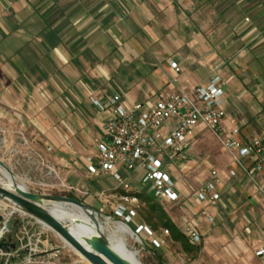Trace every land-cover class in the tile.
<instances>
[{"label":"crops","instance_id":"0c3cea01","mask_svg":"<svg viewBox=\"0 0 264 264\" xmlns=\"http://www.w3.org/2000/svg\"><path fill=\"white\" fill-rule=\"evenodd\" d=\"M241 1L0 0L1 154L13 158L23 137L31 150L28 157L36 155L47 169L57 171L54 188L74 198V191L66 188L76 187L86 193L80 200L93 196L94 203L88 206L115 209L109 192L119 190L116 183L92 191L93 180L105 175L87 173L85 160L94 155L95 140L111 119L109 111L98 110L94 101L104 106L118 96L125 107L150 105L159 93L173 90V78L178 80L177 88L189 92L217 76L227 114L222 125L230 128V116H236L238 141L258 139L264 159L263 80L246 72L257 68L264 73V52L257 56L253 50L264 42V25L244 17L227 29L228 36L223 28L226 8ZM235 41L241 42V52L246 50L245 60L233 59L229 53ZM171 61L179 74H174ZM226 105L231 106L229 111ZM204 130L201 125L195 130L179 162L163 161L178 202L156 200L163 209L169 208L165 212L183 236L185 224L195 226L199 242L191 244L184 236L193 248L186 251L159 228L152 231L153 237L140 234L154 255L141 250L155 258V264H176L177 251L189 264H264L256 256L264 243V189L255 158H239L222 146L223 151H217L216 144L208 145L210 135ZM209 146L216 153L211 154ZM212 171L217 173L219 199L200 203L196 193L212 178ZM47 177L43 174L41 179ZM123 177L137 193L149 195L142 178L130 182ZM101 192L108 199H100ZM203 209L216 226L200 216ZM132 224L134 230L144 225ZM154 239L163 245L154 248Z\"/></svg>","mask_w":264,"mask_h":264},{"label":"built area","instance_id":"2783aa9c","mask_svg":"<svg viewBox=\"0 0 264 264\" xmlns=\"http://www.w3.org/2000/svg\"><path fill=\"white\" fill-rule=\"evenodd\" d=\"M169 64L174 74H179V67L172 61ZM219 82L220 79L216 76L208 85L197 86L185 92L177 88L178 80L173 78L171 80L173 90L159 93L150 105L135 103L125 107L119 104L118 96L109 98L104 106L94 101L98 110L103 111L106 108L109 111L111 119L104 125L101 137L95 140L94 155L85 160L87 173L91 176L108 175L116 183L117 189L124 193L120 196L121 202L115 206L114 212L125 223H133L140 202L135 195L136 189L127 178L121 176L120 170L127 174L142 172L141 184L147 194L155 200L176 204L178 194L175 191V184L163 161L169 160L175 164L179 162L200 125L217 136L224 150L237 152L239 158L253 156L256 162L255 171L262 174L261 188L264 189L263 146L255 138L246 143L238 141L239 130L233 119H229L230 128L222 125L227 114L222 107L224 94L218 87ZM49 150L50 148L47 151ZM211 174L212 178L196 193L200 203L213 204L219 199L216 190L217 173L212 171ZM47 175L53 176V174ZM230 175L234 174L230 172ZM40 185L50 189L56 186L49 180ZM66 189L69 192L74 191V198L79 201L81 197L86 196L85 192L76 187ZM33 193L38 192L33 191ZM99 198L108 199L103 192L99 194ZM11 210H13L11 216L19 219L21 224L16 233H11L10 243H14L16 249L9 250L8 253L0 251L2 264H8L11 259L17 258L25 248L28 254L24 256L23 261L20 263L11 261L12 264H87L75 252L73 258L72 256L62 258L60 251L31 259L30 255L47 251V241L41 240L46 229L25 213L16 209ZM200 216L209 223L214 222L213 216L205 209L200 212ZM133 233L136 237L142 233L149 237L154 235L145 225L138 226ZM183 233L191 244H197L200 240L198 230L190 223L185 224ZM163 234L167 236L168 231L164 230ZM163 243L160 239H154L152 246L159 248ZM256 256L264 259V243L257 248Z\"/></svg>","mask_w":264,"mask_h":264},{"label":"rangeland","instance_id":"374dc122","mask_svg":"<svg viewBox=\"0 0 264 264\" xmlns=\"http://www.w3.org/2000/svg\"><path fill=\"white\" fill-rule=\"evenodd\" d=\"M229 2H227L228 4ZM244 17H248L249 20H251V17H254V21L256 22V24L258 25H264V0H243L241 2H239L238 4H234L232 6H229L226 8L225 12H224V17H223V28H225L226 30H230V28L234 25H236L237 23H239ZM225 32V36H228L229 31ZM233 43V42H232ZM241 43V42H240ZM240 43L239 41H235L234 45L232 46L231 50L229 51L230 54H233L232 58L239 60L240 56H244V54L246 53V50L241 52L243 50V48H239L240 47ZM256 42H253L252 44H254ZM252 44L250 45L252 48ZM256 48H260L259 50H257ZM255 49H253L255 51V54L257 56H262L263 52H264V42L262 43V46L256 47ZM241 57V60H245V57ZM264 62V61H262ZM247 73H250L251 76L253 75H260V79L263 80L262 83V87L263 89L261 90L264 93V73L261 74L259 72V70L256 69H252V68H248L246 70ZM231 108V106L226 105V111H229ZM231 119H233L235 121L238 120V118L236 116H230ZM204 133L209 134L210 136L206 137L207 138V142L208 145L210 144H216L214 145L216 148L218 147L217 151H223V149L221 148V144H219L220 142L219 139L217 137L214 136V134L210 131V130H204ZM20 136V135H19ZM22 136H20L21 138ZM23 138V137H22ZM21 138L22 141L21 142V146L18 147V143H19V139L16 140V144L17 147L20 149L14 150V157L11 159H8L6 155H2L0 152V160L2 161L3 164H5V166H7L16 176V182H22L25 184L26 186V190L33 192V191H37L40 194H50V195H61V196H66L67 197V193L65 192H61L59 189L56 188H45L43 186L40 185V183L50 180L52 181L54 174H57V171H49L50 169L46 168L44 166V164H42L39 161L38 156L34 155L32 157H28V150L31 151L29 148H26V144L24 143L23 139ZM23 142V143H22ZM3 148V147H2ZM211 148V149H210ZM20 150V151H19ZM209 150L211 151V154L216 153L215 149L212 146H209ZM13 153V152H12ZM209 154V153H206ZM197 157L202 158L201 154L199 155L198 152L195 154ZM188 173L190 172V170L187 171ZM121 175L126 176L129 178V181L131 182L132 180H138L141 179L143 177V173L138 171L132 174H127L125 173L123 170H120ZM43 174H53V176H49L44 180H42L41 178L43 177ZM49 180V181H50ZM53 182V181H52ZM115 183L113 182V180H111V178H109L108 176H102L99 178H96L93 180L92 182V191L93 190H98V189H107L111 186H113ZM112 196L111 198V204L114 205V207L117 204H120V194L121 193L119 190H116L114 192H109ZM108 195V194H107ZM109 196V195H108ZM110 197V196H109ZM148 197L152 198L151 195H148ZM80 198V197H78ZM83 203H87L88 205H92L94 203L93 200V196H89L85 199V202L80 200ZM86 204V205H87ZM103 204V203H102ZM104 205V204H103ZM5 205H3L2 203L0 204V208L3 209ZM93 208V206H90ZM108 209H105V211L102 210H96L97 212V216L99 219V223L103 224V227L106 231V234H108V232L110 231L109 228L107 226H105V221L103 220L104 218H110L116 221H120V222H124V220L118 216H116L114 209H110L111 206H108ZM10 208V207H8ZM167 208V207H166ZM166 208L164 209L166 211ZM94 209V208H93ZM142 206L141 204L139 205V208L137 209V215L136 218L134 219L135 222H139L144 224L141 221L139 212L142 211ZM169 208H167L168 210ZM102 217V218H101ZM216 226V220L214 219L213 222ZM128 228L134 232V226L132 223H125ZM40 228V226H39ZM138 238L141 241L140 235H138ZM45 241L46 240H50L55 247L57 246H63V242L62 240L53 232L48 231L46 234V237H44ZM125 241H126V247L128 250L130 251H138V261L141 264H155V258H153L150 255H147L143 252V250H141V248L138 246V243L136 241H134L132 238H130L129 236L125 237ZM151 250V249H150ZM152 251V250H151ZM153 252V251H152ZM173 253V251H172ZM60 256L63 258H69V256H74V251L69 248L68 246H65V248L61 251ZM173 256L176 259V264H189L188 261H186L184 259L183 256H181V254L177 251L173 253ZM86 262V261H85ZM88 264V263H87Z\"/></svg>","mask_w":264,"mask_h":264},{"label":"water","instance_id":"95a60500","mask_svg":"<svg viewBox=\"0 0 264 264\" xmlns=\"http://www.w3.org/2000/svg\"><path fill=\"white\" fill-rule=\"evenodd\" d=\"M0 170L5 171L11 178L12 182L4 180L0 182V204L4 208L0 210V251L8 253L9 250H15L16 245L10 243L11 233H16L21 221L12 217L13 210H19L26 215L35 219L44 226L46 232L41 236V240H45L48 231L55 233L63 242V246L55 247L50 240H46L48 247L44 253L32 254L31 259L57 253L62 251L65 246L70 247L75 253L82 257L88 264H135L123 258L116 253L109 242V234H106L103 224L98 222L97 212L85 203L66 196L33 193L28 190L20 189L15 182V174L2 163L0 160ZM0 175L3 173L0 171ZM54 204L72 205L80 208L92 221L94 233L89 237L83 238V243L78 241L70 232V225L80 223L79 221H61L55 218L49 208ZM10 207V208H8ZM1 209V208H0ZM102 218V217H101ZM138 246L148 253L153 252L140 241ZM28 254L27 248L19 253L15 259H11L13 263H20L24 256ZM8 264H12V262ZM2 264V261L0 262Z\"/></svg>","mask_w":264,"mask_h":264},{"label":"bare ground","instance_id":"6f19581e","mask_svg":"<svg viewBox=\"0 0 264 264\" xmlns=\"http://www.w3.org/2000/svg\"><path fill=\"white\" fill-rule=\"evenodd\" d=\"M0 171L3 173V175H0V182H3L4 180L12 182V178L5 171ZM17 186L20 189H26L25 184L22 182H18ZM49 211L58 220L67 222L79 221L80 223L70 225V232L81 243H83V238L89 237L94 233L91 219L80 208L76 206L54 204L49 208ZM103 220L105 221V226H107L110 230L108 234L109 242L112 249L123 258L129 260L130 262H133L135 264H141L137 259L139 255L138 251L128 250L125 241L126 236H129L136 242L139 241V238L134 235V233L128 228L125 223L110 218H104Z\"/></svg>","mask_w":264,"mask_h":264},{"label":"trees","instance_id":"16d2710c","mask_svg":"<svg viewBox=\"0 0 264 264\" xmlns=\"http://www.w3.org/2000/svg\"><path fill=\"white\" fill-rule=\"evenodd\" d=\"M120 194L122 195L124 193L121 192ZM135 195L142 206V211L139 212V215L144 225L148 226L152 231L159 228L167 230L175 241L180 242L184 250H193L192 247L188 246V242L184 236L176 229L171 220L168 218L163 207L160 206L154 198H150L141 193H136ZM67 197L73 198L69 195H67Z\"/></svg>","mask_w":264,"mask_h":264}]
</instances>
